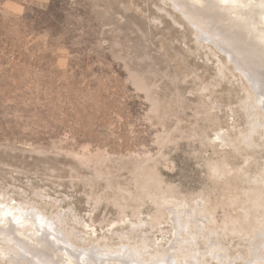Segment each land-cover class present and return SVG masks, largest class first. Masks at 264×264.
Instances as JSON below:
<instances>
[{
	"label": "rangeland",
	"instance_id": "obj_1",
	"mask_svg": "<svg viewBox=\"0 0 264 264\" xmlns=\"http://www.w3.org/2000/svg\"><path fill=\"white\" fill-rule=\"evenodd\" d=\"M175 5L0 0V204L78 251L262 264L264 99Z\"/></svg>",
	"mask_w": 264,
	"mask_h": 264
},
{
	"label": "bare ground",
	"instance_id": "obj_2",
	"mask_svg": "<svg viewBox=\"0 0 264 264\" xmlns=\"http://www.w3.org/2000/svg\"><path fill=\"white\" fill-rule=\"evenodd\" d=\"M173 1L177 5V6L175 5L176 7H180L184 11V13L190 17V19H193L197 23L198 26L196 25V27L197 28L199 27V30H201L203 33L206 32L207 34L206 37H208L209 34L210 38H212V40L216 42L215 44L218 45L217 47H219L223 52L227 53V55L228 54L231 55L232 59L236 61L237 64L233 63V61L231 62L235 65H238L237 69L238 68L239 70L241 69L240 71L244 72L243 75L246 74V76L249 77V80L252 81V83L257 87L258 89L257 94L258 95L260 94L258 99H260L261 96L263 97L261 99L262 101L264 99V0H173ZM201 31L200 33H202ZM203 38H205V36H203ZM212 40L210 42H213ZM254 91L256 90L254 89ZM257 101H259V103L261 102L260 100ZM23 207L24 206H22V208ZM22 208H18L15 206L10 207L4 204L3 205L0 204V240L1 242H3V244L5 243L6 245L7 244L12 245L14 247V248L12 247L13 248L12 251H14L15 253L17 251L18 255L23 257V259L21 260L26 259L29 264H85V263L86 264H140L141 263V262L139 263V261L133 256L135 255L134 253H132L133 255L129 253H125L126 250L123 251V253H114V252L110 253V252H102V251L101 252L86 251L82 249H80L82 250L80 252V250L79 251L77 250V247H75L76 249H73L70 246L71 244L69 245L70 247L67 246L65 240H62L58 236L59 234H57L52 229L51 227L52 225H50L47 219H44L41 215H39L40 213L37 212L38 213L37 214L36 212H34V210L30 211L31 209L28 210V209H24L25 207L23 209ZM174 209L176 208L174 207ZM183 214L185 215V213ZM201 218L202 217H200V219ZM200 222L198 223V225H200ZM21 224L23 225L28 224L29 226H32V228L34 229V231L33 230L32 231L34 233L25 234L20 232ZM201 226H203L202 222H201ZM177 234L175 235L177 236ZM219 243L217 245H219ZM6 245L4 246L8 248L9 246ZM214 245L216 246L215 243ZM217 248H219V246ZM217 250L218 249L215 250V253L214 251L211 252V254L212 255L216 254ZM217 254L220 253L218 252ZM14 258L15 257H13V259ZM153 258H155V256ZM173 258L174 257L172 256L165 255L163 256V258L159 260L156 259V261H154L153 264H176ZM212 258H214V255ZM262 262H263L262 264H264V260ZM14 263L15 262H13V264ZM248 264H254V263L250 262Z\"/></svg>",
	"mask_w": 264,
	"mask_h": 264
}]
</instances>
